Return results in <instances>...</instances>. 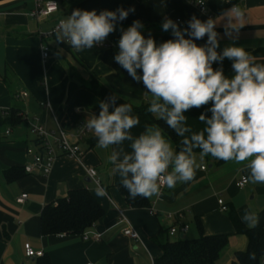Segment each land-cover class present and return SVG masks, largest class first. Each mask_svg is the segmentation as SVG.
<instances>
[{
    "label": "crops",
    "instance_id": "0c3cea01",
    "mask_svg": "<svg viewBox=\"0 0 264 264\" xmlns=\"http://www.w3.org/2000/svg\"><path fill=\"white\" fill-rule=\"evenodd\" d=\"M232 5H238L244 16L241 20L226 24L223 13ZM33 7V0H0V109H6L8 113L15 111L21 116L19 122L0 127V264H35V258L24 255L25 243L46 254L51 264H153V260L160 255V249L152 237L173 224H187L186 232L173 236L167 234L168 238L172 241L181 237L195 238L198 230L196 228L190 232L189 222L196 219L206 235L229 234L228 246L222 251L217 264H231L234 253L244 250L247 244L244 235L234 234L227 215L233 209L230 203L232 194L264 193V184L250 181L246 162H218L211 156L201 160L199 152L193 150L195 167L192 180L178 182L171 189L165 185L158 195L148 198L150 205L145 208H132L126 204L117 188L121 183L119 173L114 172L115 166L108 160L112 147L98 148L92 132L78 141L83 152L79 160L59 155L48 174L34 170L32 173L24 172L13 181H7L4 172L10 168L24 171L23 167L32 163V156L26 150H37L36 138L30 131L33 117L47 130L56 132L59 125L66 133L72 134L79 121L98 114L100 99L85 87L92 77L134 105L151 102V96L145 94L142 83L133 81L127 73L116 71L102 62L103 48L93 46L92 49L77 51L64 42L56 41L59 32L41 37L74 9L95 10L98 14L101 10L132 7L135 11L127 16L131 22L121 23V26L126 29L133 20H139L144 29L138 30L145 37L151 35L157 44L173 38L170 30H161L165 18L186 26L184 22L192 15L202 21L211 17L217 22L216 31L220 34L218 53L232 43L231 37H224L225 30L236 28L238 30L233 33L235 43L244 46L256 62L264 63V0H232L231 3L226 0H205L203 11L192 3H185V0L59 1L58 11L39 22L29 15ZM119 35L114 32L109 36ZM205 41L206 36L196 43L202 46ZM41 45L49 47L45 59L40 54ZM230 63L227 59L220 64L214 62L213 68L222 67L224 73L229 75ZM22 93L26 95L22 96ZM207 107L202 105L184 113L187 118L184 126L188 129L184 137H190L203 128L198 116L201 112L210 116L205 112ZM133 114L139 120V124L131 129L132 135L136 136L143 132L146 124L142 116ZM6 129H10L8 135H4ZM176 137L180 142L183 139ZM129 144L125 141L119 147L128 152ZM204 162L209 165L204 167ZM87 168L96 171L97 179L105 187V196L96 195V187L86 174ZM241 177H245L247 182L239 187L237 182ZM78 188H87L104 211L103 216L86 233L98 238L84 239L81 235L68 234L41 235L40 213L43 207ZM21 193H26L28 197L18 204L16 198ZM225 201H229V205ZM222 205L226 207L225 210L221 209ZM150 210L155 213L152 214ZM237 210L242 222L247 224L251 221L250 211ZM180 212V218L168 217ZM128 224L138 238L132 239L123 234ZM187 232L192 235L185 237ZM233 236H242V239L235 241L238 239ZM230 249L234 250L232 255L227 254Z\"/></svg>",
    "mask_w": 264,
    "mask_h": 264
},
{
    "label": "clouds",
    "instance_id": "9594fccd",
    "mask_svg": "<svg viewBox=\"0 0 264 264\" xmlns=\"http://www.w3.org/2000/svg\"><path fill=\"white\" fill-rule=\"evenodd\" d=\"M203 6L205 0H185ZM135 9L118 7L115 11L74 9L59 22L57 42L65 40L77 51L100 45L108 34L119 31L118 51L114 61L133 80L142 83L151 102L146 111L155 114L178 137H183L176 151L162 129L145 125L143 132L133 136L131 129L139 124L130 103L114 106L116 96L107 102L100 100L99 111L85 120L83 127L92 131L96 145L112 152L108 157L119 173L121 185L130 199L158 195L161 185L169 189L178 182H187L194 176L193 149H199L200 159L211 156L217 160L246 162L252 183L264 184V63H258L244 46L235 43L236 28L225 30L224 37L232 43L220 47L217 22L209 17L203 21L190 16L184 25L170 18L161 24L162 31L171 32L172 39L155 43L151 35L145 37L139 20H133L126 29L121 26ZM226 24L241 20L243 10L232 5L223 13ZM243 25H241L242 27ZM206 36L202 46L200 41ZM230 61L231 73L213 63ZM139 70V74L137 72ZM210 102V104H209ZM208 105L198 120L203 128L190 137H184V126L191 108ZM130 142V151L119 147ZM97 196L106 195L104 186L97 184Z\"/></svg>",
    "mask_w": 264,
    "mask_h": 264
},
{
    "label": "trees",
    "instance_id": "16d2710c",
    "mask_svg": "<svg viewBox=\"0 0 264 264\" xmlns=\"http://www.w3.org/2000/svg\"><path fill=\"white\" fill-rule=\"evenodd\" d=\"M229 2L231 3L232 0H229ZM128 22H131V20L126 18L121 23ZM117 51V45L104 48L101 60L112 69L126 73V70L122 69L113 59ZM137 72L139 74V70ZM85 87L98 99L105 102H107L109 95L117 97L115 104L110 105L109 112L112 111L114 106L130 103L104 86L97 78L92 77ZM130 104L133 113L142 116L146 125H158L164 135L170 139L175 150H180L182 145L178 141L176 133L168 128L162 120L155 117L154 114L146 111L148 104ZM20 120V115L15 111H9L8 116L0 117V127L6 123L15 124ZM193 150L199 152V149ZM217 161L222 162V160ZM23 174L24 171L19 168H10L4 172L7 181L16 180ZM117 188L129 207H149L148 198L137 196L135 199H130L127 190L122 187L121 183L117 185ZM103 213L104 211L96 197L87 188L72 189L65 197L58 198L43 207L40 213V234L44 236L59 234L82 236L103 216ZM227 215L234 234L244 235L247 240L246 248L234 253L231 264H261L264 260V210L257 214L252 227L244 225L234 209H230ZM195 224L198 230V236L195 238L181 237L172 241L168 238V229L160 230L152 237V241L160 249V255L153 260V264H217L222 251L228 246L229 234L206 235L198 219H196ZM35 260V264H51L46 254L35 257Z\"/></svg>",
    "mask_w": 264,
    "mask_h": 264
},
{
    "label": "built area",
    "instance_id": "2783aa9c",
    "mask_svg": "<svg viewBox=\"0 0 264 264\" xmlns=\"http://www.w3.org/2000/svg\"><path fill=\"white\" fill-rule=\"evenodd\" d=\"M59 1L69 2L70 0H33L34 7L29 12L30 17L34 18L37 22L50 18L53 14L58 11V3ZM227 3H230L229 0H226ZM194 4V3H192ZM200 10H204L205 4L203 6L194 4ZM61 21V20H60ZM58 21L53 28L45 33L42 34L41 37H49L53 34L59 32V22ZM119 37H112L108 36L104 39L102 44L93 46H97L100 48H107L111 45H117ZM64 43L70 45L66 40ZM40 54L42 59H45L49 54V47L47 45L40 46ZM26 93H22V96H25ZM8 110L0 109V117H6L8 115ZM33 121L30 122V131L36 138V146L37 150L27 149V154L32 156V163L29 165H25L23 167L25 173H32L34 170H39L43 174H48L54 164V161L59 155H63L69 158H73L79 160L83 155L82 150L79 147L78 141L83 139L85 136L90 134L92 131L83 127L85 121H79L76 125L75 131L72 134L66 133L59 125H57V131L53 132L47 130L44 124L40 123L36 117H33ZM10 133V129H6L4 131V135H8ZM202 167L201 169H203ZM87 176L92 180L95 187L97 184L101 185L99 180L96 177V171L93 168L86 169ZM247 179L245 177H241L238 182L237 186L242 187L246 184ZM165 185H161L160 192L163 190ZM28 195L26 193H21L16 198V203L22 204ZM221 204V201H219ZM222 210H225L226 207L224 205L221 206ZM152 214L155 211L150 210ZM123 220L126 219L120 213ZM182 213H176L174 215H168L169 218L177 217L180 218ZM127 222V221H126ZM188 229L187 224H178V225H171L168 230L167 234L169 236H173L177 233L183 234ZM123 234L129 238L136 239L138 238L137 233L129 226V224L123 229ZM84 239H97L96 235H82ZM24 255L26 258H35L43 255V252L40 250H34L28 243L24 244ZM90 264V263H86Z\"/></svg>",
    "mask_w": 264,
    "mask_h": 264
},
{
    "label": "rangeland",
    "instance_id": "374dc122",
    "mask_svg": "<svg viewBox=\"0 0 264 264\" xmlns=\"http://www.w3.org/2000/svg\"><path fill=\"white\" fill-rule=\"evenodd\" d=\"M64 18L66 19L67 17L64 16ZM114 32L120 33L119 31H114ZM114 32L108 34V36L109 35H114ZM154 116L156 117L155 114H154ZM202 164L204 165V167L205 166L207 167L209 165L206 162H204ZM89 186L93 187L92 185H89ZM232 195H233L231 197L232 201L230 203H232L233 209L237 213H238V210H237L238 208L242 209L243 211L246 210V211H250L251 212V216H252L251 221L249 223H247V224H245L244 222L243 223L246 226H248V227H252L254 222H255L257 214L264 210V193H259V192H257V193L234 192ZM224 203L229 205V201L228 202L225 201ZM189 223H190V227H191V230H190V232H191L193 229H196V224H195V221H193V222L190 221ZM190 232H187L185 234V237H190L192 235V233H190ZM196 236H198V235H196ZM233 237H234V239H238V240H235V241H240V239H242L241 238L242 236H233ZM233 252H234V250L230 249V250H228L227 254L232 255ZM25 264H28V262H25ZM261 264H264V260L262 261Z\"/></svg>",
    "mask_w": 264,
    "mask_h": 264
},
{
    "label": "water",
    "instance_id": "95a60500",
    "mask_svg": "<svg viewBox=\"0 0 264 264\" xmlns=\"http://www.w3.org/2000/svg\"><path fill=\"white\" fill-rule=\"evenodd\" d=\"M89 181V179H87Z\"/></svg>",
    "mask_w": 264,
    "mask_h": 264
}]
</instances>
